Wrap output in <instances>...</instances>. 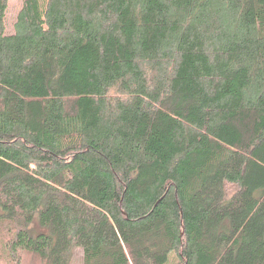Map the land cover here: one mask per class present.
<instances>
[{
    "label": "trees",
    "instance_id": "1",
    "mask_svg": "<svg viewBox=\"0 0 264 264\" xmlns=\"http://www.w3.org/2000/svg\"><path fill=\"white\" fill-rule=\"evenodd\" d=\"M0 0V262L264 264V0Z\"/></svg>",
    "mask_w": 264,
    "mask_h": 264
},
{
    "label": "rangeland",
    "instance_id": "2",
    "mask_svg": "<svg viewBox=\"0 0 264 264\" xmlns=\"http://www.w3.org/2000/svg\"><path fill=\"white\" fill-rule=\"evenodd\" d=\"M21 7V0H9L8 1V8H7V15H6V22L7 25L10 27L11 23L15 19L19 9ZM21 264H42L37 258L28 255H21ZM172 262V255L169 257V263ZM2 264V262H0ZM69 264H83L82 252L80 248H73L71 251V259Z\"/></svg>",
    "mask_w": 264,
    "mask_h": 264
}]
</instances>
